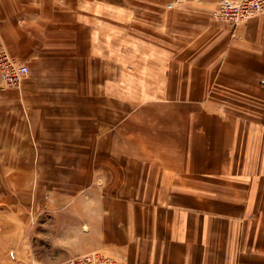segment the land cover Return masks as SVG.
Here are the masks:
<instances>
[{
  "label": "crops",
  "instance_id": "0c3cea01",
  "mask_svg": "<svg viewBox=\"0 0 264 264\" xmlns=\"http://www.w3.org/2000/svg\"><path fill=\"white\" fill-rule=\"evenodd\" d=\"M216 2L0 0V264H264V14Z\"/></svg>",
  "mask_w": 264,
  "mask_h": 264
},
{
  "label": "built area",
  "instance_id": "2783aa9c",
  "mask_svg": "<svg viewBox=\"0 0 264 264\" xmlns=\"http://www.w3.org/2000/svg\"><path fill=\"white\" fill-rule=\"evenodd\" d=\"M173 4L169 2L165 6L170 7ZM260 13L264 14V0H217L210 16L234 26ZM26 73V64L16 61L5 50L0 49V79L3 85L17 88ZM61 264H119V261L114 255L92 249L68 256Z\"/></svg>",
  "mask_w": 264,
  "mask_h": 264
},
{
  "label": "rangeland",
  "instance_id": "374dc122",
  "mask_svg": "<svg viewBox=\"0 0 264 264\" xmlns=\"http://www.w3.org/2000/svg\"><path fill=\"white\" fill-rule=\"evenodd\" d=\"M26 74H27V73H26ZM25 76H26V75H25ZM25 76H24V77H25ZM1 82H2V81H1V79H0V83H1ZM2 84H3V83H2ZM2 84H1V85H2ZM2 86H3V88H5V89L11 88V87H6L5 85H2ZM11 89H12V88H11ZM91 250H92V249H91ZM98 250H100V249H98ZM88 251H89V250H88ZM100 251H101V250H100ZM108 254H109V253H108ZM111 255H113V254H111ZM115 257H117V256H115ZM117 259H118V261H119V264H122L120 258L117 257Z\"/></svg>",
  "mask_w": 264,
  "mask_h": 264
}]
</instances>
